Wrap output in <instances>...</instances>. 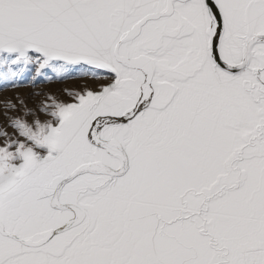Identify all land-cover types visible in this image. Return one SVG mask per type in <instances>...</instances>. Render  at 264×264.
Here are the masks:
<instances>
[{"label": "snow or ice", "instance_id": "6c2138e0", "mask_svg": "<svg viewBox=\"0 0 264 264\" xmlns=\"http://www.w3.org/2000/svg\"><path fill=\"white\" fill-rule=\"evenodd\" d=\"M0 264H264V0H0Z\"/></svg>", "mask_w": 264, "mask_h": 264}, {"label": "rangeland", "instance_id": "374dc122", "mask_svg": "<svg viewBox=\"0 0 264 264\" xmlns=\"http://www.w3.org/2000/svg\"><path fill=\"white\" fill-rule=\"evenodd\" d=\"M12 95H13V93L11 91L0 92V99H2L4 97H9Z\"/></svg>", "mask_w": 264, "mask_h": 264}]
</instances>
